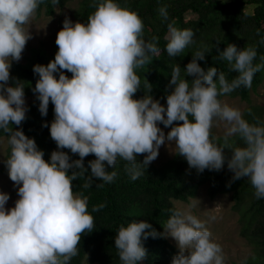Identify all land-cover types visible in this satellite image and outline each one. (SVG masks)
<instances>
[{
	"label": "clouds",
	"instance_id": "clouds-1",
	"mask_svg": "<svg viewBox=\"0 0 264 264\" xmlns=\"http://www.w3.org/2000/svg\"><path fill=\"white\" fill-rule=\"evenodd\" d=\"M43 2L0 0V131L10 149L4 164L18 196L14 207L6 208L9 194L0 191V264H69L78 254L82 234L93 231L88 197L74 192L72 181L87 173L84 188L91 187L93 178L111 183L117 173L106 170V165L114 169L118 160L126 162L125 171L134 181L166 142L198 173L220 171L226 163L233 180L246 177L255 198H264V121L249 123L238 107L219 99L241 86L250 87L253 75L264 67V56L262 63L254 65L257 50L253 46L238 49L229 43L223 51L217 48L218 57L237 73L229 82L216 67L205 71L197 63L206 56L207 48L201 46L184 66L183 78L181 67L173 68L165 104L153 99L151 87L134 99L141 88L135 69L159 56L161 49L157 37L145 40L139 14L118 0H94L95 10L83 23L66 17L56 34L54 59L47 65H33L38 79L32 91L40 115H47L49 102L54 106V119L42 126L49 128L57 150L46 161L34 138L19 127H10L21 125L28 111L25 86L10 78V68L32 38L26 25ZM51 3L55 6L59 0ZM158 12L168 20L166 6ZM193 36L191 29L169 22L164 51L169 57L177 56L195 43ZM64 70L71 73L70 78ZM217 121L225 125L223 144L211 132ZM159 124L171 126L167 134ZM233 136H239L242 146H231ZM61 149L79 159L70 160ZM224 149L230 150V157ZM89 154L95 159L85 168L84 157ZM138 154H144L142 161L137 160ZM103 207L93 206L92 212ZM195 207L190 201L169 209L161 233L146 220L121 224L114 236L120 264H139L146 256L142 239L149 236L171 237L176 242L178 252L170 264H225L222 246L212 238L206 222L193 214Z\"/></svg>",
	"mask_w": 264,
	"mask_h": 264
},
{
	"label": "trees",
	"instance_id": "trees-1",
	"mask_svg": "<svg viewBox=\"0 0 264 264\" xmlns=\"http://www.w3.org/2000/svg\"><path fill=\"white\" fill-rule=\"evenodd\" d=\"M71 0H59L53 5L51 0H44L37 8L46 15H52L55 7H63ZM118 2L131 10L136 11L143 21V36L145 40L157 37V46L161 49L159 56L152 57L141 67L135 69L140 78V89L134 94V99L143 97L148 87L153 99L165 101V96L171 91L169 87L170 74L177 65L181 67V77H184V66L191 60L194 53L201 46H206L205 59L197 61L205 71L208 67H216L218 72H223L226 79L231 82L237 75L231 70L226 60L218 57L220 51L227 44H235L237 48L253 46L257 56L253 64L262 63L264 56V0H118ZM74 11V20L86 22L88 16L95 10L94 0H78ZM167 7L168 20H163L158 9ZM250 7V10H247ZM191 12L194 17L186 19V13ZM171 22L180 29H191L194 33V44L187 46L183 52L174 57H169L164 51L167 34V25ZM58 46H56V52ZM55 52V53H56ZM54 53V55H55ZM47 57L40 50H33L25 64L13 62L10 68V78L21 80L25 86L24 95L32 97L26 112V119L21 125H10L21 128L24 134L34 138L37 147L44 152V159H49L50 153L57 150L56 143L51 139L49 128L42 126L54 119L53 105L49 102L47 115L41 116L38 111L39 101L32 89L35 87L38 75H34L32 68L35 64L47 65L54 59ZM70 78L71 73L64 70ZM191 80L193 77H185ZM264 78V67L253 75L251 86H241L223 97H238L248 102L244 109V118L249 123L263 120V108L251 105L250 93L258 87ZM148 81H146V80ZM12 80H9V84ZM149 83V84H148ZM182 123V122H174ZM171 126L168 128L170 129ZM212 132V131H211ZM213 134V132H212ZM214 135V134H213ZM0 137L6 136L0 131ZM217 143L223 144V136H216ZM231 146H242L239 136L229 138ZM69 154L70 160L79 159L68 149H61ZM10 152L9 146L2 162V170L7 171L4 161ZM226 157H230L229 149H224ZM144 154H138L137 160L142 161ZM95 159L93 154L84 157V166L88 168V161ZM125 163L118 160L114 169L106 165V170H115L117 175L111 183H104L93 178L91 187L84 188L86 176H78L72 181L74 192H82L88 197L87 207L93 217V231L84 233L77 245L78 254L69 264H120L117 250L114 247V236L117 228L127 225L131 220H146L158 232H163V224L170 215L169 209L176 207L174 202H188L195 197L201 185L208 183V194L214 197L220 193H231L232 210L238 214L239 233L252 248V254L244 260L245 264H264V198L254 196V188L246 177L233 180V173L227 165L220 171L205 169L198 173L194 168H189L187 161L174 154L172 158L160 166L149 164L142 176L131 180L125 171ZM71 169L69 174H71ZM90 172V169H89ZM98 184H103L98 187ZM104 204L99 211L92 212L93 206ZM145 231H148L147 229ZM146 249L145 258L139 264H170V260L178 250L166 237L149 236L142 239ZM236 264V263H231Z\"/></svg>",
	"mask_w": 264,
	"mask_h": 264
},
{
	"label": "rangeland",
	"instance_id": "rangeland-1",
	"mask_svg": "<svg viewBox=\"0 0 264 264\" xmlns=\"http://www.w3.org/2000/svg\"><path fill=\"white\" fill-rule=\"evenodd\" d=\"M77 1L78 0H71L63 7H55L52 15H46L43 11L35 12L28 25H26V27L29 28L32 38L26 42L25 48L21 54V59L18 61L19 63L25 64L30 58L33 50H40L47 57H52L54 55L57 46L55 44L56 34L62 28L63 20L67 17L75 22L74 11L78 5ZM247 10H250V7H247ZM193 17L194 15L191 12L185 15L186 19H191ZM31 100L32 97L25 96L27 108ZM221 101L230 106L238 107L242 113L248 106V102L242 101L238 97L225 96ZM165 103L166 101L161 104ZM249 103L263 108L262 116L264 120V78L256 90L250 93ZM158 126L164 130L165 134L170 130L169 128H165L162 124ZM211 131L215 136H223L225 131L224 122H215ZM6 147V139L0 137V191L9 194V200L6 202L5 207L11 208L14 207V202L18 199V196L16 188L13 186L14 182L9 179L7 171L2 170V162ZM171 151H174V148L170 146L169 150L167 142L161 145L158 156L151 164L155 166L162 165L174 155ZM190 201H194L197 204V207L192 209L193 214L206 222V226L212 233V238L222 246L225 255V264H241L242 261L251 256V246L239 233L238 214L232 210L233 201L230 192L220 193L214 197H210L208 194V183H204L199 187L195 197L189 199L188 202L175 201L174 204L175 206H179L187 204ZM166 239L176 247V242L171 237H166Z\"/></svg>",
	"mask_w": 264,
	"mask_h": 264
}]
</instances>
